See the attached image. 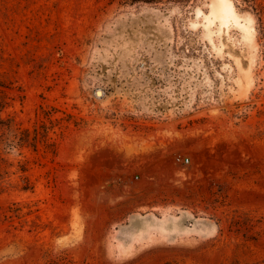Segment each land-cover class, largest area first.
<instances>
[{
	"label": "rangeland",
	"instance_id": "obj_1",
	"mask_svg": "<svg viewBox=\"0 0 264 264\" xmlns=\"http://www.w3.org/2000/svg\"><path fill=\"white\" fill-rule=\"evenodd\" d=\"M0 264H264V0H0Z\"/></svg>",
	"mask_w": 264,
	"mask_h": 264
},
{
	"label": "bare ground",
	"instance_id": "obj_2",
	"mask_svg": "<svg viewBox=\"0 0 264 264\" xmlns=\"http://www.w3.org/2000/svg\"><path fill=\"white\" fill-rule=\"evenodd\" d=\"M219 7V6H218ZM223 7H225V6H223ZM227 7H225V9H226ZM224 9V8H223ZM222 10V9H221ZM228 10V9H227ZM229 11V10H228ZM217 12V11H216ZM215 12V13H216ZM221 12H223V11H221ZM218 13V12H217ZM226 13H228V12H226ZM220 15H221V13H220ZM222 16H223V14H222ZM228 16V15H227ZM219 17V16H218ZM225 18V17H224ZM223 21V20H222Z\"/></svg>",
	"mask_w": 264,
	"mask_h": 264
},
{
	"label": "built area",
	"instance_id": "obj_3",
	"mask_svg": "<svg viewBox=\"0 0 264 264\" xmlns=\"http://www.w3.org/2000/svg\"><path fill=\"white\" fill-rule=\"evenodd\" d=\"M177 159H178V160H183V159H179V157H178ZM185 161L187 162V161H188V159L186 158V159H185Z\"/></svg>",
	"mask_w": 264,
	"mask_h": 264
}]
</instances>
